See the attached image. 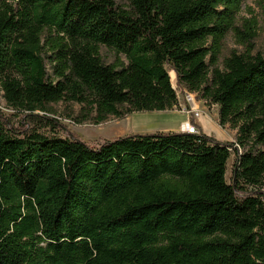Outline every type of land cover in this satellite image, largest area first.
I'll list each match as a JSON object with an SVG mask.
<instances>
[{"label": "trees", "instance_id": "1", "mask_svg": "<svg viewBox=\"0 0 264 264\" xmlns=\"http://www.w3.org/2000/svg\"><path fill=\"white\" fill-rule=\"evenodd\" d=\"M128 1L0 0V90L26 114L0 110V264H264V53L242 0ZM167 66L235 141L58 134L51 104L95 124L176 108Z\"/></svg>", "mask_w": 264, "mask_h": 264}, {"label": "rangeland", "instance_id": "2", "mask_svg": "<svg viewBox=\"0 0 264 264\" xmlns=\"http://www.w3.org/2000/svg\"><path fill=\"white\" fill-rule=\"evenodd\" d=\"M121 6L130 8L128 0H117ZM246 20H249L246 23ZM246 24V25H244ZM238 26L243 28L251 26L256 32V38L254 40L255 52L261 51L264 53V0H242L240 12L238 14ZM244 47L237 41L236 35L232 32L229 33L224 40L223 55H228L231 51H242ZM101 54L103 59L107 63H111L115 59V52L105 46L101 48ZM168 67L169 73L172 78V84L176 88L179 105L166 111H142L134 112L123 118L109 117L105 122L95 124L91 121H85L82 123L73 122L68 114L73 112L72 107L69 104L58 103L51 104L50 107L54 110L51 116H55L57 120L62 124V127L58 129V134L62 137L75 136L91 145H98L106 140H112L116 137L137 134V133H152L161 131H177L179 127L183 128L185 122L182 124V117H188L187 120H191L190 116L193 115L198 125V129L202 130V122L204 121V127L206 132H210V126L219 124L218 110L219 106L215 104H207L204 100L200 99L197 94L192 93L195 97H192L191 109L190 106L185 108L189 103L186 101L185 96L187 90L178 86L177 77L174 71ZM200 111V117L196 118L197 107ZM196 108V111L194 109ZM0 110L8 116H12L15 119V123L19 124L25 119L24 112H17L6 105L3 97V92L0 90ZM79 106H74V112L77 114ZM43 115V113H40ZM26 121L31 127L40 126L33 118L26 117ZM188 121H186L187 123ZM199 122V123H198ZM220 125V124H219ZM221 126V125H220ZM42 130H47L42 128ZM220 132H214L212 130L209 134L217 138L221 142L235 141L236 130L229 127L219 128ZM244 150V148H242ZM235 162V153L232 151V155L228 160L227 180L230 182L232 175V167Z\"/></svg>", "mask_w": 264, "mask_h": 264}, {"label": "built area", "instance_id": "3", "mask_svg": "<svg viewBox=\"0 0 264 264\" xmlns=\"http://www.w3.org/2000/svg\"><path fill=\"white\" fill-rule=\"evenodd\" d=\"M186 91V89H185ZM187 94L185 96V99L186 101L189 103L188 105H186L185 108H188L190 105H191V102H192V97H195L191 92L189 91H186ZM190 109H191V106H190ZM192 109H194V107H192ZM196 111V108L194 109ZM196 118L198 119V117H200V111L197 109L196 111ZM193 116V115H192ZM191 117V116H190ZM194 117V116H193ZM196 120L194 121H189L183 125V130L184 132H189V133H196V134H199L200 133V130L198 129V125L196 124L195 122Z\"/></svg>", "mask_w": 264, "mask_h": 264}, {"label": "crops", "instance_id": "4", "mask_svg": "<svg viewBox=\"0 0 264 264\" xmlns=\"http://www.w3.org/2000/svg\"><path fill=\"white\" fill-rule=\"evenodd\" d=\"M197 108H199V106L197 107ZM189 118V116L187 117H182V121H180V123H184V122H186V121H188L187 119ZM182 123V124H183ZM199 123V122H198ZM205 123H204V121L202 122V124H201V126H202V130L201 131H203L204 133H206V134H208V135H210L209 133L212 131V130H214V132H217V133H219L220 132V130H219V128H222V126H220L219 124H216V125H211L210 126V132H206V130H205V125H204ZM204 125V126H203ZM177 131H180V132H182V131H184L183 130V128H181V127H179L178 128V130ZM212 136V135H211Z\"/></svg>", "mask_w": 264, "mask_h": 264}, {"label": "bare ground", "instance_id": "5", "mask_svg": "<svg viewBox=\"0 0 264 264\" xmlns=\"http://www.w3.org/2000/svg\"><path fill=\"white\" fill-rule=\"evenodd\" d=\"M198 109V108H197Z\"/></svg>", "mask_w": 264, "mask_h": 264}]
</instances>
